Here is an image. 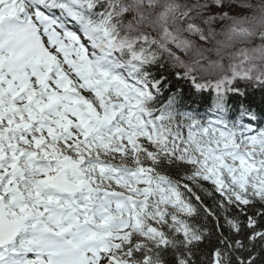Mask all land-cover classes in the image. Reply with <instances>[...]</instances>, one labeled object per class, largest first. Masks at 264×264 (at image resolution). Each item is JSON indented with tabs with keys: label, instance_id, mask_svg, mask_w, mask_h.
<instances>
[{
	"label": "snow or ice",
	"instance_id": "snow-or-ice-1",
	"mask_svg": "<svg viewBox=\"0 0 264 264\" xmlns=\"http://www.w3.org/2000/svg\"><path fill=\"white\" fill-rule=\"evenodd\" d=\"M0 264H264V0H0Z\"/></svg>",
	"mask_w": 264,
	"mask_h": 264
},
{
	"label": "trees",
	"instance_id": "trees-1",
	"mask_svg": "<svg viewBox=\"0 0 264 264\" xmlns=\"http://www.w3.org/2000/svg\"><path fill=\"white\" fill-rule=\"evenodd\" d=\"M184 87H185V91H186V94H187V92H188V86L187 85H184ZM209 103H210V98H209ZM203 110H204V108L201 107V111H203ZM205 199L207 200L208 203H211V199L210 198L205 197Z\"/></svg>",
	"mask_w": 264,
	"mask_h": 264
}]
</instances>
